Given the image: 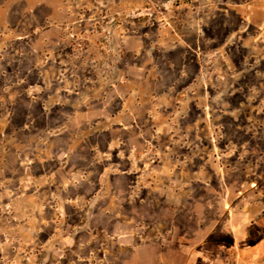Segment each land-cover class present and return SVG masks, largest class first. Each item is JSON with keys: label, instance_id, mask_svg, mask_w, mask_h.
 Segmentation results:
<instances>
[{"label": "rangeland", "instance_id": "374dc122", "mask_svg": "<svg viewBox=\"0 0 264 264\" xmlns=\"http://www.w3.org/2000/svg\"><path fill=\"white\" fill-rule=\"evenodd\" d=\"M0 264H264V0H0Z\"/></svg>", "mask_w": 264, "mask_h": 264}]
</instances>
